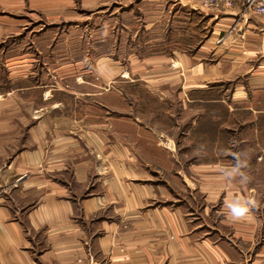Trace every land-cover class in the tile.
Segmentation results:
<instances>
[{
    "label": "crops",
    "instance_id": "crops-1",
    "mask_svg": "<svg viewBox=\"0 0 264 264\" xmlns=\"http://www.w3.org/2000/svg\"><path fill=\"white\" fill-rule=\"evenodd\" d=\"M79 2L42 1L72 24L51 32L43 73L14 78L46 105L0 168V264H264V20L241 4ZM119 78L144 87L138 106L124 110ZM237 198L254 204L233 220Z\"/></svg>",
    "mask_w": 264,
    "mask_h": 264
},
{
    "label": "rangeland",
    "instance_id": "rangeland-1",
    "mask_svg": "<svg viewBox=\"0 0 264 264\" xmlns=\"http://www.w3.org/2000/svg\"><path fill=\"white\" fill-rule=\"evenodd\" d=\"M42 1L48 0H20V2L17 0V2L14 1L16 4L15 6L11 3L12 10H8L4 9V1L0 0V168L18 149L20 141L24 138V123L27 124L30 119L33 120V118H35L32 113L33 109L46 105L45 101L39 98L36 99L33 95L28 93L25 95L24 91L21 93L18 89L25 83L23 82L20 85L19 81L14 78L18 77L19 74L27 72V69L37 71L40 74L43 73L46 68L43 66L44 61L41 55L44 53L40 51L46 50V52L49 53L51 40L53 38L51 32L55 33L54 37L56 39V32H61L64 28L66 29L67 26L72 24V19L68 17L54 20H51L49 17L47 18L45 13L39 11ZM79 3V0H74V5L76 4V6H78ZM192 5L200 7L196 4ZM2 20L8 23L4 24ZM52 21L54 24H50ZM204 26L205 28L209 27L208 24L206 26V22ZM207 30L208 28L203 29V35ZM61 35L64 37V34ZM187 54H194V50H188ZM26 64H29L31 67L28 66V68H25ZM144 68L146 69L147 67ZM172 68H174V71L177 70V68L173 66L171 69ZM147 70H149V68ZM159 70L161 71V69ZM64 81L70 89H88V87H85L86 85H76L73 79H66ZM110 85L123 90L126 94V100H124V104L122 105L124 110H127L130 106H138L136 103V101H139L137 94L140 95L143 93L142 90H144V87L142 85L138 82L125 83L124 80L120 78L114 79L112 83L108 84V86ZM178 87L179 84H170V90L173 93L179 89ZM94 89L97 88L90 86L92 92ZM69 96L68 93H65L62 95V99L70 103L72 97ZM170 100L173 106V118L170 125L171 127L179 126V131H181L189 123L188 121L191 116L186 115V120L188 121H184L185 116L182 114L180 100L178 98H171ZM110 102L114 104L113 99H111ZM154 106L156 105L154 104ZM192 106L193 109L195 107H199L198 109L200 110L203 109L204 113H206V109L209 108L208 104H206L205 107L200 104H192ZM19 108H21L22 111H19ZM23 113H26L28 117L26 118ZM214 113H219V124L226 121L225 116H221L222 114L225 115V112L215 103ZM204 117L205 116H203V118ZM8 123L12 127L4 126V124L8 125ZM13 124L15 126H13ZM19 125L21 129H19ZM206 125L208 127L210 126L208 123L204 122V126ZM235 133L237 132L235 131Z\"/></svg>",
    "mask_w": 264,
    "mask_h": 264
},
{
    "label": "built area",
    "instance_id": "built-area-1",
    "mask_svg": "<svg viewBox=\"0 0 264 264\" xmlns=\"http://www.w3.org/2000/svg\"><path fill=\"white\" fill-rule=\"evenodd\" d=\"M192 4L200 6L205 10H220L231 8L236 4H241L244 11L259 16L264 20V0H186Z\"/></svg>",
    "mask_w": 264,
    "mask_h": 264
},
{
    "label": "clouds",
    "instance_id": "clouds-1",
    "mask_svg": "<svg viewBox=\"0 0 264 264\" xmlns=\"http://www.w3.org/2000/svg\"><path fill=\"white\" fill-rule=\"evenodd\" d=\"M238 169L239 165L236 169H233V172L229 173V175H232L233 173L237 172ZM250 204H254V201H246L237 198L231 201H226L225 206L229 210V217L233 220H239L245 218V216L248 214Z\"/></svg>",
    "mask_w": 264,
    "mask_h": 264
}]
</instances>
